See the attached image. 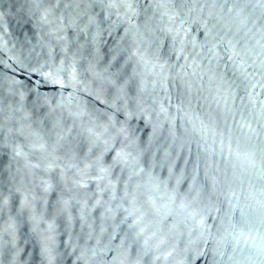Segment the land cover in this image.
<instances>
[{
    "label": "water",
    "instance_id": "1",
    "mask_svg": "<svg viewBox=\"0 0 264 264\" xmlns=\"http://www.w3.org/2000/svg\"><path fill=\"white\" fill-rule=\"evenodd\" d=\"M0 264H264V0H0Z\"/></svg>",
    "mask_w": 264,
    "mask_h": 264
}]
</instances>
